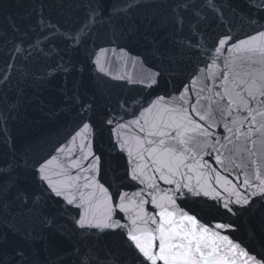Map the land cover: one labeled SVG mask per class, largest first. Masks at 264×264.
I'll return each mask as SVG.
<instances>
[{"label":"snow or ice","instance_id":"1","mask_svg":"<svg viewBox=\"0 0 264 264\" xmlns=\"http://www.w3.org/2000/svg\"><path fill=\"white\" fill-rule=\"evenodd\" d=\"M0 264H264V0H0Z\"/></svg>","mask_w":264,"mask_h":264},{"label":"water","instance_id":"2","mask_svg":"<svg viewBox=\"0 0 264 264\" xmlns=\"http://www.w3.org/2000/svg\"><path fill=\"white\" fill-rule=\"evenodd\" d=\"M117 74L123 73V74H131L135 75L138 71H140L139 65L132 66L129 64L127 67L121 66L117 70Z\"/></svg>","mask_w":264,"mask_h":264}]
</instances>
